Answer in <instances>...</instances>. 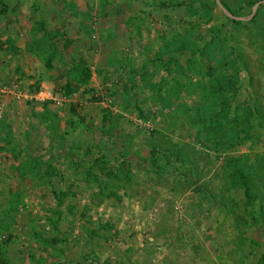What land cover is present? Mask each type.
Instances as JSON below:
<instances>
[{
	"label": "rangeland",
	"instance_id": "374dc122",
	"mask_svg": "<svg viewBox=\"0 0 264 264\" xmlns=\"http://www.w3.org/2000/svg\"><path fill=\"white\" fill-rule=\"evenodd\" d=\"M0 264H264V0H0Z\"/></svg>",
	"mask_w": 264,
	"mask_h": 264
},
{
	"label": "built area",
	"instance_id": "2783aa9c",
	"mask_svg": "<svg viewBox=\"0 0 264 264\" xmlns=\"http://www.w3.org/2000/svg\"><path fill=\"white\" fill-rule=\"evenodd\" d=\"M34 99L41 102H47L54 99L52 91L46 88H42L34 95Z\"/></svg>",
	"mask_w": 264,
	"mask_h": 264
},
{
	"label": "trees",
	"instance_id": "16d2710c",
	"mask_svg": "<svg viewBox=\"0 0 264 264\" xmlns=\"http://www.w3.org/2000/svg\"><path fill=\"white\" fill-rule=\"evenodd\" d=\"M226 89L227 87H224V89H221L219 92H221V94H223L222 92L226 93ZM221 114H224L225 115V110H223V112H221ZM247 116H250V115H247ZM236 121L240 118L236 117ZM251 119V117L248 118V121ZM248 132L247 131H244V134H247ZM254 136V135H253ZM242 178L244 179L245 178V175L242 174Z\"/></svg>",
	"mask_w": 264,
	"mask_h": 264
}]
</instances>
